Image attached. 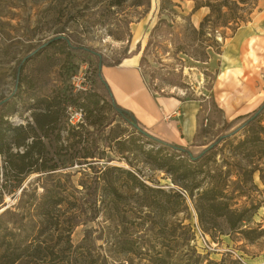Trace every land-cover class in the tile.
<instances>
[{
	"label": "rangeland",
	"instance_id": "1",
	"mask_svg": "<svg viewBox=\"0 0 264 264\" xmlns=\"http://www.w3.org/2000/svg\"><path fill=\"white\" fill-rule=\"evenodd\" d=\"M236 3L237 8L231 4L232 19L224 20L213 10L212 20L201 28L211 9L195 8L194 0H125L119 6L112 5L110 0H0V102L12 98L17 101L16 111L5 119L12 125L32 123L30 114L37 108L33 96L48 94L53 87L68 81L74 88L89 89L97 60L113 63L128 59L137 65L151 92L179 94L197 101L199 122L196 138L188 150L198 154L212 146L205 165L209 172L207 182L225 180L235 207L250 208L253 213L243 226L264 229V145L260 141H264V111L245 124L264 99L254 109L236 116H240L236 120L226 118L211 99L217 74L228 62L225 55L230 37L243 26L264 30V0H236ZM57 36L87 51L66 54L68 50L40 48ZM73 66L77 67L71 76ZM111 74L109 66L101 67L102 78L117 100L120 95ZM128 81L135 96L145 100L137 78L130 75ZM94 90L102 88L98 85ZM97 105L101 117L111 114L103 96H98ZM121 108L137 117L139 110L134 103L125 102ZM58 110L60 140L56 138L57 130L52 129L48 148L49 162L59 165L65 156H76L81 144H76L78 137L69 138L71 126L66 124V116L70 108L65 112ZM231 120L225 127V121ZM111 126L104 131L85 124L80 128L88 147L105 151L104 158L96 162L98 167L121 166L152 188L176 187L165 172L145 161L144 151L160 145L148 143L118 116H114ZM257 131L260 139L252 141ZM128 137L129 142L118 143ZM69 143L72 146L66 152L61 146ZM163 147L165 152H171ZM3 159L0 154V168ZM79 162L44 175L30 174L22 187L26 188L25 198L47 189L70 202L66 207L71 208L79 222L71 234L73 244L84 239L100 254L104 264H179L181 259L192 255L201 260L200 264L208 261L264 264V233L251 241L239 233L209 236L198 225L193 198H187L181 211L175 214L171 213L170 205L146 207L144 203L156 199L154 194L147 191L135 195L116 172L110 178L119 180L123 195L114 200L101 190L102 179L95 180L86 164ZM5 184L11 190L13 182L7 180ZM19 193L20 189L4 194L5 204H14ZM59 235V231H54V237Z\"/></svg>",
	"mask_w": 264,
	"mask_h": 264
},
{
	"label": "trees",
	"instance_id": "2",
	"mask_svg": "<svg viewBox=\"0 0 264 264\" xmlns=\"http://www.w3.org/2000/svg\"><path fill=\"white\" fill-rule=\"evenodd\" d=\"M124 1L110 0V3L119 6ZM194 2L195 8L207 6L211 9V12L201 22V28L204 23L212 20L213 10L218 13L220 18L227 20L233 18L231 4L235 8L238 7L236 0H194ZM213 6L216 9H213ZM223 8L226 10L223 11ZM156 25L155 27H158ZM167 26L170 25L167 24ZM40 48L50 51L58 50L59 52L68 50L66 54H69V51L75 53L87 51L85 48L69 44L66 40L58 37L46 41ZM39 52L40 50L34 53L32 57L37 56ZM99 62L101 67L103 65L115 66L120 63V60L113 63H107L101 59L97 60L94 81L90 84L89 89L74 88L68 81L53 87L48 94L33 96L32 99L37 103V108L30 114L32 123L28 122L25 125L10 124L5 118L16 111L17 101L12 100V98L8 102L6 100L0 102V154L4 158L0 168V181L2 180L0 182V264H104L100 254L94 252L92 245L86 244L84 239L73 244L71 234L79 222L76 221L71 208L66 207L70 202H64L65 198L55 196L47 189L40 195L33 193L25 198L26 188L22 187V184L30 174L44 175L58 169L68 168L75 161H81L77 164H86L93 172L95 180L102 179L101 190L114 200H119L123 195L119 180H111L110 178L111 174L116 172L124 178L129 191L135 192V195L138 196L147 191L154 194L156 199L153 202L144 203L146 207L166 208L167 205H170L171 213L175 214L181 211L180 209L187 198H193L198 225L202 232L209 234V236L213 233L218 235L239 233L243 238L251 241L262 235L264 229H259V226L257 228L243 226L253 213L250 208L235 207L236 202L234 197L228 194L225 180L215 179L207 182L206 178L209 172L205 165L209 158L208 152L212 146L204 148L198 154H192L187 148L188 145L167 143L151 135L140 126H136L139 122L134 115L122 109L113 99L108 84L102 78L101 69L98 68ZM76 67H72L71 76L75 74ZM98 85L101 86L102 91L94 90ZM20 87L21 83L19 82L17 88ZM98 96L107 99L108 110L111 112L109 116L104 114L101 117V111L97 105ZM211 99L213 105L218 108L212 95ZM6 105L9 107L4 112ZM58 108L62 112L69 108L80 109L82 112L81 120L74 125L69 120V114L66 116V124L71 126L68 130L69 138L78 137L76 144H81V147L76 156L71 154L65 156L59 165L55 162H49L51 158H49L48 148L49 135L52 129L57 130L56 138L60 140L58 125L61 118ZM263 111L264 102L245 124H250L253 118ZM198 115L199 111L197 124L199 122ZM114 116H118L129 124L133 129L132 131L139 133L141 137L148 140V143L160 145L156 149L152 146L144 151L145 161L151 164L154 169L165 172L172 184L176 186L175 188L169 190L152 188L138 178L134 172L121 166L105 165L103 169L97 166L96 162L104 158L105 151H97L94 150L95 148L88 147L80 128H84L85 124L86 127L91 126L103 131L107 127L111 129ZM238 118L240 116L233 120ZM233 120L225 121V127ZM74 128L75 131H73ZM255 133L256 136L252 138L254 139L252 141L260 139L259 131ZM195 138L196 133L193 141ZM129 139L128 137L118 141V143L129 142ZM260 141L264 145V141L262 139ZM132 143L134 142L132 141ZM70 146L72 144L69 143L66 147L61 146V148L68 152ZM105 146H109V143L105 142ZM163 146L171 152H165ZM95 147L98 148L96 142ZM201 174L202 176H200ZM106 177H108L107 180ZM7 180L13 182L11 190L7 189L5 184ZM3 182L4 184H2ZM96 187L97 184L94 182L93 194H95ZM18 189H20V193L17 196V201L12 205H6L3 195H10ZM54 231H59L60 235L54 237ZM180 261L179 264H200L201 260L192 255ZM205 264L222 263L208 261Z\"/></svg>",
	"mask_w": 264,
	"mask_h": 264
},
{
	"label": "crops",
	"instance_id": "3",
	"mask_svg": "<svg viewBox=\"0 0 264 264\" xmlns=\"http://www.w3.org/2000/svg\"><path fill=\"white\" fill-rule=\"evenodd\" d=\"M227 47L228 62L217 74L212 96L226 118H235L254 109L264 99V30L240 27L230 37ZM109 69L120 95L118 101L115 100L108 85L113 99L119 106L125 102L135 104L139 110L135 118L142 129L167 143L183 146L192 143L197 131V101L184 99L179 94H154L137 65L128 59ZM130 75L137 78L145 100H140L130 90Z\"/></svg>",
	"mask_w": 264,
	"mask_h": 264
},
{
	"label": "built area",
	"instance_id": "4",
	"mask_svg": "<svg viewBox=\"0 0 264 264\" xmlns=\"http://www.w3.org/2000/svg\"><path fill=\"white\" fill-rule=\"evenodd\" d=\"M81 110L80 109H70L69 112V120L70 122L74 125L77 122H79L81 120Z\"/></svg>",
	"mask_w": 264,
	"mask_h": 264
},
{
	"label": "water",
	"instance_id": "5",
	"mask_svg": "<svg viewBox=\"0 0 264 264\" xmlns=\"http://www.w3.org/2000/svg\"><path fill=\"white\" fill-rule=\"evenodd\" d=\"M58 38H62L61 36H57ZM98 68L101 69V63L99 62L98 64ZM136 126H139V125H136Z\"/></svg>",
	"mask_w": 264,
	"mask_h": 264
}]
</instances>
